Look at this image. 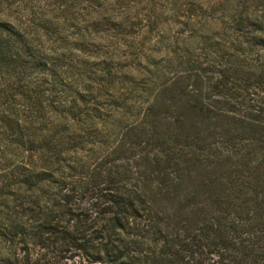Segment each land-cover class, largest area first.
<instances>
[{
  "label": "trees",
  "instance_id": "trees-1",
  "mask_svg": "<svg viewBox=\"0 0 264 264\" xmlns=\"http://www.w3.org/2000/svg\"><path fill=\"white\" fill-rule=\"evenodd\" d=\"M44 1L0 0V264H264V0Z\"/></svg>",
  "mask_w": 264,
  "mask_h": 264
},
{
  "label": "rangeland",
  "instance_id": "rangeland-1",
  "mask_svg": "<svg viewBox=\"0 0 264 264\" xmlns=\"http://www.w3.org/2000/svg\"><path fill=\"white\" fill-rule=\"evenodd\" d=\"M43 2H45L44 0H42ZM180 0H178L177 2H176V5H175V3H174V5H172V4H168L167 6H166V11H170L171 10V13L173 12V10L180 4ZM84 6H86L87 5V3H84L83 4ZM82 5V6H83ZM232 5H234V3L232 4ZM52 7V6H51ZM23 8H22V6L21 5H19V4H15V5H13V6H10V7H8L7 8V6H4L3 7V10H1L0 11V17L2 16L4 19H9V20H11V21H14V22H19V20L21 19V14L22 13H24L23 11H20V10H22ZM46 10V9H45ZM46 12H47V10H46ZM49 14H50V12H49ZM132 14H134V12L132 13ZM131 14V15H132ZM84 25H85V23L84 22H79V26L80 27H84ZM172 25V24H171ZM171 25H170V23L169 22H163L157 29H155L152 33H151V38L149 39V42L147 43V45L146 46H149V45H151V44H154L157 40H159V39H161L162 38V36H163V34H165L166 32H167V30H168V28L169 27H171ZM180 26V25H179ZM179 26H173L174 28L176 27H178L179 28ZM178 28L176 29V30H178ZM112 33H106V32H103V37H102V39H98L95 35H93L91 32H90V36L88 35L87 36V31H86V29L85 28H81V31H80V35H84V36H86L85 37V39H82V37H81V39H79L81 42H83V41H87V40H92V38H93V40H96V41H98V42H102V44H107V43H110V40H111V37H110V35H111ZM173 38V36L172 35H170V36H168V37H166V39H164V42H167L168 40H171ZM112 48V47H111ZM123 49V48H122ZM123 51H125V50H123ZM128 52H131L130 50H127ZM122 52V51H121ZM120 52V53H121ZM164 53H166L165 52V47H161V49H160V52L159 53H157V55H160V56H163L164 55ZM172 56V55H171ZM131 58V57H130ZM185 68L186 67H188V65L187 64H185V66H184ZM193 82V81H192ZM196 176V175H195ZM197 177V180L200 178V177H198V176H196ZM191 182H189V181H187L182 187H183V189H181L182 191H181V196L180 197H182L183 199L188 195V193H189V188H193V185L191 186V184H190ZM171 201H173V200H169V201H167V202H165L164 203V207H171V205L173 204V202H171Z\"/></svg>",
  "mask_w": 264,
  "mask_h": 264
}]
</instances>
